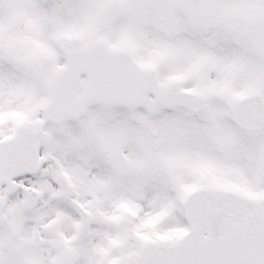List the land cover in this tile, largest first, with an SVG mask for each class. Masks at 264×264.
Wrapping results in <instances>:
<instances>
[{
  "label": "snow or ice",
  "instance_id": "snow-or-ice-1",
  "mask_svg": "<svg viewBox=\"0 0 264 264\" xmlns=\"http://www.w3.org/2000/svg\"><path fill=\"white\" fill-rule=\"evenodd\" d=\"M0 264H264V0H0Z\"/></svg>",
  "mask_w": 264,
  "mask_h": 264
}]
</instances>
